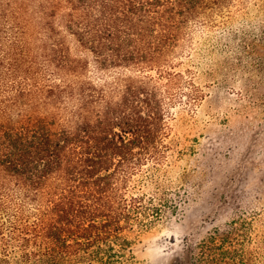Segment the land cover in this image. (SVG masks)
Wrapping results in <instances>:
<instances>
[{
	"label": "trees",
	"instance_id": "trees-1",
	"mask_svg": "<svg viewBox=\"0 0 264 264\" xmlns=\"http://www.w3.org/2000/svg\"><path fill=\"white\" fill-rule=\"evenodd\" d=\"M237 1L0 0V68L23 77L0 98V264L10 239L28 264H124L130 183L165 156L178 62ZM6 193L35 209L10 238ZM223 248L205 258H236Z\"/></svg>",
	"mask_w": 264,
	"mask_h": 264
},
{
	"label": "rangeland",
	"instance_id": "rangeland-1",
	"mask_svg": "<svg viewBox=\"0 0 264 264\" xmlns=\"http://www.w3.org/2000/svg\"><path fill=\"white\" fill-rule=\"evenodd\" d=\"M71 46L80 53L72 38ZM7 65L0 98L23 79ZM176 69L185 77L169 104L165 156L130 183L129 195L143 200L124 264L264 263V0H238L195 29ZM88 75L99 76L91 67ZM8 195L10 238L14 215L25 226L35 209ZM11 240L10 264H28ZM223 247L236 258H205Z\"/></svg>",
	"mask_w": 264,
	"mask_h": 264
}]
</instances>
